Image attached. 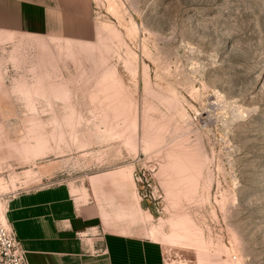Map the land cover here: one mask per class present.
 <instances>
[{
	"label": "rangeland",
	"instance_id": "374dc122",
	"mask_svg": "<svg viewBox=\"0 0 264 264\" xmlns=\"http://www.w3.org/2000/svg\"><path fill=\"white\" fill-rule=\"evenodd\" d=\"M93 18L88 44L13 45L19 108L0 126V193L61 179L89 190L114 230L150 239L186 214L213 243H156L161 264H264V0H93ZM182 153L203 167L177 200L167 165Z\"/></svg>",
	"mask_w": 264,
	"mask_h": 264
},
{
	"label": "crops",
	"instance_id": "0c3cea01",
	"mask_svg": "<svg viewBox=\"0 0 264 264\" xmlns=\"http://www.w3.org/2000/svg\"><path fill=\"white\" fill-rule=\"evenodd\" d=\"M95 35L93 0H0V126L13 124L19 108L15 87L6 80L18 39L41 45L38 39L91 42ZM39 168L40 180L47 173ZM21 182L8 185L0 201L28 264H161L158 245L145 235L103 222L89 190L83 199L61 179L24 187Z\"/></svg>",
	"mask_w": 264,
	"mask_h": 264
},
{
	"label": "bare ground",
	"instance_id": "6f19581e",
	"mask_svg": "<svg viewBox=\"0 0 264 264\" xmlns=\"http://www.w3.org/2000/svg\"><path fill=\"white\" fill-rule=\"evenodd\" d=\"M52 40L59 41L61 39L52 38ZM64 41H65L64 45H66L67 49H70L72 42H75L68 39ZM85 43L88 44L90 42H84L83 44ZM112 74L113 73L107 72L103 80L104 83L106 84L105 85L106 88L103 89V91L107 93L104 96V99H106L109 102L108 105L114 104L115 101L120 100L118 99L115 93L114 87L116 82L112 80L113 78ZM178 155L177 154L169 155L170 162L167 165V169L169 168L170 170H172L174 175L176 174V177L177 176L178 177L177 179L173 178L171 180L173 182L176 179L175 182H173L170 186L166 185L170 188L174 184V187H176L175 189L176 195L173 194V197L175 196L177 200L179 199V195L182 192L185 195L195 192L196 186L198 185V182L201 178V173H202L201 168L203 167V165L201 167L200 163L196 161L195 158L192 155H189L188 153H182ZM2 188H3V184L0 183V189ZM168 192L171 193L170 190ZM173 193L175 192L173 191ZM2 211H3V205L0 203V222H4ZM191 223H192L191 219L186 214H180L176 216V218H171L169 222L170 224L169 232H165L157 228H152L151 235L149 236L150 240L160 245L175 246L184 250L205 251V252L208 251L213 244L212 241L204 240L199 232H197L196 230L190 227ZM225 252H226L225 255L229 254L228 250H226ZM234 257H235L234 261L229 260V264H241L240 259L236 256Z\"/></svg>",
	"mask_w": 264,
	"mask_h": 264
},
{
	"label": "built area",
	"instance_id": "2783aa9c",
	"mask_svg": "<svg viewBox=\"0 0 264 264\" xmlns=\"http://www.w3.org/2000/svg\"><path fill=\"white\" fill-rule=\"evenodd\" d=\"M0 264H28L13 228L5 221L0 222Z\"/></svg>",
	"mask_w": 264,
	"mask_h": 264
}]
</instances>
